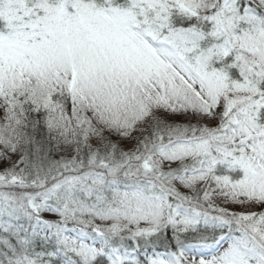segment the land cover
I'll use <instances>...</instances> for the list:
<instances>
[{
  "label": "snow or ice",
  "instance_id": "snow-or-ice-1",
  "mask_svg": "<svg viewBox=\"0 0 264 264\" xmlns=\"http://www.w3.org/2000/svg\"><path fill=\"white\" fill-rule=\"evenodd\" d=\"M0 264H264V0H0Z\"/></svg>",
  "mask_w": 264,
  "mask_h": 264
}]
</instances>
